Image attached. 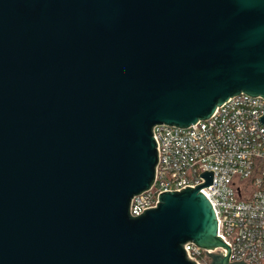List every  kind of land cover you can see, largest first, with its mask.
Listing matches in <instances>:
<instances>
[{
  "label": "water",
  "instance_id": "obj_1",
  "mask_svg": "<svg viewBox=\"0 0 264 264\" xmlns=\"http://www.w3.org/2000/svg\"><path fill=\"white\" fill-rule=\"evenodd\" d=\"M264 98V0H0V264L230 262L205 182L153 185L154 127ZM264 123V117L262 118Z\"/></svg>",
  "mask_w": 264,
  "mask_h": 264
},
{
  "label": "built area",
  "instance_id": "obj_2",
  "mask_svg": "<svg viewBox=\"0 0 264 264\" xmlns=\"http://www.w3.org/2000/svg\"><path fill=\"white\" fill-rule=\"evenodd\" d=\"M264 98L241 94L224 102L208 120L190 128L154 127L158 164L152 187L132 199V216L157 207L161 193L205 182L218 236L230 262L264 264ZM189 260L210 264L226 249L184 245Z\"/></svg>",
  "mask_w": 264,
  "mask_h": 264
}]
</instances>
